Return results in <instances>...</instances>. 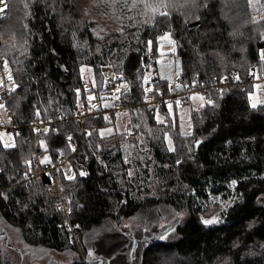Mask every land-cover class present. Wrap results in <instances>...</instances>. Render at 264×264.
<instances>
[{
    "label": "trees",
    "instance_id": "trees-1",
    "mask_svg": "<svg viewBox=\"0 0 264 264\" xmlns=\"http://www.w3.org/2000/svg\"><path fill=\"white\" fill-rule=\"evenodd\" d=\"M6 2V13L0 18V52L8 53L9 67L19 87L4 103L12 115L11 125L5 128L14 132L16 147L4 149L0 143V169H4L0 172V185L11 189L10 201L0 203V264H11L13 258L18 259L17 264H28L27 257L44 251L69 254L71 261L68 264H107L104 258L82 260L81 251L69 240L67 229H60L65 214L57 210L59 203L48 190L46 176L30 179L34 181L31 184L29 179H21L27 168L25 160H31V172L37 173L41 167L49 165L37 164L44 154L50 155L54 163L63 158L71 162L74 170L82 167L88 172L86 177L77 174L74 181L58 174V182L63 186L67 200H72L73 222L79 226V243L82 242V234L105 222L121 223L140 215L150 216L162 207L185 214L184 221L173 231L176 235L174 240L160 239L164 233L162 230L151 235L137 234L132 238L130 250L124 246L120 264H164L168 256L175 259L173 264H264V204L256 200L258 196H264V180L259 178L264 176V105L253 109L248 99L254 88L249 76L256 64L259 73L264 74V64L259 63L257 54V50L263 47L257 36L264 32V21L252 23L247 0H210L209 9L198 12L202 17L200 21L185 25L184 17L173 13L169 23L156 27L152 22H146L152 13L139 0L131 11H122L119 7L115 10L106 8L99 0ZM25 3H28V8L24 7ZM84 9L88 10V16L83 14ZM117 15L124 16V19L117 18ZM89 19H94L95 23L88 26ZM121 26L124 35L117 31ZM90 27L98 31L103 28L99 35L104 40L97 41ZM166 30H171L173 38L178 41L175 57L183 69L180 78L186 83L195 76L198 84H211L233 71L240 77L239 82L231 80L221 88L224 95L217 108L193 113L194 117L206 113L203 123L194 121L195 138L204 141L194 155L203 167L189 162L177 171L174 162L178 156L182 158L186 142L178 134V125L173 127L169 117L160 125L150 119L155 111H149L141 95L142 89L138 87L143 83V74L156 67L157 37ZM73 32L76 33L75 39ZM150 40L153 41L151 51L146 47ZM25 41L26 56L17 50ZM84 41L88 42L91 52L89 48L73 47ZM13 42L17 47L8 48ZM97 43L101 46L103 61L100 56L92 54ZM13 59L18 62L12 63ZM109 60L114 64L111 69L116 76L123 74L131 82L132 91L127 93L130 99L123 95L121 98L133 105L127 111L131 118L130 127L133 123L142 125L141 132L137 134L147 140V155L155 161V164L152 160L147 161L154 174L142 168L144 182L139 188L134 186L139 181L133 185H121L117 183L119 177L113 174L122 171L125 147L133 158L145 155L139 152L138 141L132 136L121 135L124 132L103 141L98 135L99 129L115 124L116 116L111 118L112 124L93 115L87 116L83 124L75 118L78 109L73 89L80 87L83 92L84 84L80 79V67H90L95 77L100 79L103 68L98 65ZM154 81L162 85L166 83ZM120 82L116 79V83ZM105 89L97 87V95ZM214 90L218 88L209 87L207 92ZM34 105L40 107L41 119L45 122V108L52 120L61 116L66 119L59 124V134L40 136L48 145L47 153L39 146L37 134L27 129L36 120ZM84 105L85 108L88 106L87 103ZM166 107L163 104L158 108L160 114H166ZM145 123L151 128L152 137H160L161 140L146 134L143 129ZM83 129L96 131L89 137L82 133ZM165 132L173 140L174 153L167 152V145L162 142ZM67 135H72L75 141L77 151L74 153L66 148ZM97 144L101 151L91 155ZM36 148L40 150L38 154ZM60 149L65 151L63 157L57 151ZM98 161H103L107 169ZM165 163L168 168L163 167ZM9 176L20 179V184L16 179L9 184ZM232 179L238 180L236 192L243 193V200H237L223 214L221 223L205 227L200 223L202 205L211 196L228 198L233 195L228 187ZM184 185L189 187L185 189ZM17 200L29 204V209L18 211L20 205L15 203ZM77 204L85 205V209H79L75 206ZM30 224L32 227H28ZM12 234L17 235L22 248L11 243ZM8 251L12 252L9 259ZM30 264L40 263L33 261Z\"/></svg>",
    "mask_w": 264,
    "mask_h": 264
},
{
    "label": "snow or ice",
    "instance_id": "snow-or-ice-1",
    "mask_svg": "<svg viewBox=\"0 0 264 264\" xmlns=\"http://www.w3.org/2000/svg\"><path fill=\"white\" fill-rule=\"evenodd\" d=\"M138 0H131V3H129V0H99V3H103L105 5L106 8H112L113 10L117 9V7H119L120 10H127V11H131L132 8L136 7ZM139 2L143 3V6L146 10H150L152 13V16L148 18V20H146V22H152V26L156 27L158 24H165V23H169L172 19L173 13L179 14L181 16L184 17V24L187 25L192 21H200L202 19L201 15L198 14L199 10L201 9H209L210 6V0H156V2L153 3H149L148 0H139ZM248 5L251 6L254 2V0H247ZM256 2L258 3V0H256ZM47 7V4L45 5ZM4 7H7V4H4ZM25 8H28L29 5L28 3H25L24 5ZM261 10L264 11V6H261ZM0 11H3V8H0ZM85 16H88V10L84 9V13ZM157 14L159 16V20H157ZM128 19L131 21L132 17H128ZM260 20H264V16L260 17ZM260 20L257 19L256 16L252 17V23L258 24L260 22ZM83 23V22H81ZM95 23L94 19H89L87 21V25L90 26L92 24ZM25 28H27V24L24 25ZM89 30L91 31L92 35L94 37H96L97 41H103L104 37L99 35V32L104 31L103 28H100L99 31L97 30V28L94 27H90ZM117 31L120 32L121 35H124V31H123V26H121L119 29H117ZM230 35H235V33H230ZM73 38L75 39L76 37V33L73 32L72 33ZM138 39V37H137ZM257 39L259 40H264V32H259ZM15 40V38L13 37V41ZM159 40L164 41L166 40L168 42V44L171 46L170 51L172 53V55L175 57L176 56V49L177 47H179L178 41L176 39L173 38V33L171 30H166L164 31L163 35H161L159 37ZM189 43H191V41H189ZM27 41H25L24 45H21L17 50L20 52V55H25L27 54V47H26ZM152 44L153 41H147L146 42V47L149 49V51L152 50ZM16 44L15 42H13L12 44L8 45V48H16ZM73 47H77L79 48H89V51L91 52V49L88 45L87 41H84L83 44H79L76 43L73 45ZM94 55H98L100 56L101 61H103V55H102V50H101V46L99 43H97L96 48H95V53H92ZM257 54H258V60L260 64H264V48H259L257 50ZM7 52H0V60L3 61V69L4 72L7 74V81H8V92L12 93L15 92L16 88L19 87V85L16 83V81L13 78L12 75V70L9 67V60L7 59ZM161 56H164V53L161 52ZM123 59V58H121ZM18 61L13 59L12 63H17ZM99 67H101V69L103 67H113L114 64L111 60H109L108 62H104L100 65H98ZM148 67H151L150 65H148ZM171 65H168V68L171 69ZM65 71H67V69H64ZM17 71H19V69H17ZM80 71V79H83V75L85 72L91 73L92 69L90 67L84 66L82 65L79 69ZM183 69L180 66V61L178 58H176L175 61V82L173 80V75L171 74V72L166 73L165 72V65L163 63L160 64V71H159V79L161 81H165V84H160L158 82H153L151 81V73H144L142 76V81L143 83L138 85V87H140L142 89V98L145 104H148V109L149 111H155L154 116H151L150 119H154L156 124L160 125V124H164L165 120L167 119V116H171L173 114L174 111V106L175 108H180L182 102L185 104H188V102L190 101L191 103L188 105V108L185 109L184 112H182L180 114V118H179V136L184 138L185 143V147H186V151L182 154V158L178 156V158L175 160V166L177 168V171H179V169L185 165L188 164L189 162L193 163V164H197V167H203V165L198 164V158L194 155V151L196 149H199V147L204 143L203 139H196L195 138V132H194V121L198 122V123H203V118L204 115H206V113H203L199 116L194 117L193 113H202V110H204L205 108H208L209 110H214L215 108H217L219 106V100L223 99V95H224V89H218V90H214V91H209L206 92L204 94L200 93V92H195L193 91L194 88L197 87V79L194 76L193 79L190 82H185L184 80H182L180 77L182 75ZM138 74H139V70H138ZM254 77H256L257 79L259 78L257 76V74L255 72L251 73ZM114 79H118L119 81H121L120 83H117L114 93L111 96V101H118L121 99V96L123 95L125 97V99H130V97L127 95V93L132 91V87H131V82L127 81L125 79V77L123 76V74H121L118 77L114 76ZM235 80H239L240 77L239 75H236L234 77ZM225 80H227V77H221L220 79V83H223ZM91 84V88H96L97 85V81L96 79L93 77L88 81H85L83 84V91L88 92L89 94L87 95V102H88V106L85 108V105L83 103L80 102V96H81V88L77 87L75 89H73V91L75 92V96H76V107L77 109H85L87 112H92L94 109L99 111L100 105L99 104H93L92 101L97 99V97L95 95L92 94L91 89L88 87V85ZM101 84H103L104 86H107L108 84V80L106 78L103 77V75H101ZM148 87H145V85H150ZM5 87V82L3 78H0V89ZM200 87H203V85H200ZM257 88H260V85H256ZM161 89H163V91H161ZM185 89H188V95L184 96V97H179L174 99L172 102H168V101H163L161 100V103L166 104L167 106V114L165 118H162L160 113H159V109L156 108L155 105H151L149 104V100L150 99H156L158 96L162 97L164 96L166 93H179V92H183ZM123 90V91H122ZM149 93H151V97L148 95ZM218 93V95L216 94ZM249 102L251 105V108L256 109L258 107L259 103H262L258 100L257 97L253 96L252 94H249ZM99 101L103 104V108L108 109L110 107H116L115 104L110 103L108 100L105 99V97L103 95L99 96ZM0 109H5V104L4 103H0ZM34 109V115L35 118L37 120H40V122L43 124L45 123V119H41L42 113H41V109L39 106L34 105L33 106ZM79 115H84V112H79ZM116 118L119 119V117L121 115L127 116L128 112H124V113H120V112H116ZM143 114H141L142 116ZM44 116L47 119V123H48V127H44L43 129L40 128H36L33 127L32 128V132L37 134V140H38V144L39 146L43 149L44 153L48 152V145L45 142L44 139H40V136L43 135L45 137H49L53 132H56L57 134H59V129L58 128H52L50 127L52 124V119L48 117V113H47V109H44ZM187 116V120H185V117ZM103 120L107 123V124H112L113 121L112 119L109 117V115L104 114L103 115ZM57 119L63 120V117H57ZM9 122H11V120H9ZM129 122H131V118L129 117ZM172 126L176 127V123L175 121H172ZM115 129V131H114ZM142 129V125L139 123H133L131 128H127L125 127L124 133H121V135H127V136H132L135 140L138 141L139 144V152L141 153H145V155H137L135 158L132 157V154L129 153L127 151V147H125L124 150V156H123V161H122V171L121 172H116L113 173L114 175L118 176L119 179L117 181V183L123 185V184H129V185H133L135 181H139V183H136L134 186H136L137 188L140 187L141 184H143L144 182V176H143V169H147V171L149 173H153V169L151 167H149L147 161L148 160H152V157L147 155L148 149L146 147L147 145V140L144 138L143 135H138L137 133L141 132ZM143 129L146 132V134L149 137H152V131L151 128H149L147 126V124L145 123L143 125ZM135 130V131H134ZM96 130H91V131H87L85 134L89 137H91L93 135V132ZM213 131H215V129H213ZM120 129H119V125L118 124H113L112 127H104L98 130V135L101 139V141L105 140L107 137H114L116 133H119ZM16 136L19 135V133H15ZM153 139H157V140H161L160 137H152ZM66 148L70 149L71 152H76V146L72 143L73 141V136L72 135H67L66 136ZM162 142L166 143L167 147H166V151L170 152V153H174L176 152V148L174 147L173 144V140L170 137L169 133L165 132L163 137H162ZM0 143H2L3 148L4 149H12L15 148V141L13 138L12 134H8L5 132H0ZM228 144H231V141H228ZM89 147H92V145H89ZM59 153L60 157H63L65 155V151L60 149L57 150ZM101 151V146L99 144L95 145V150L91 153V155H97V153H99ZM147 157V159H146ZM99 163H101L103 165V167L105 169H107V165L103 164V161H98ZM31 160H25L24 164L27 166L26 171L23 174V177L21 179L24 180H28V174L29 172L33 171L32 167H31ZM53 160L51 158L50 155L44 154L42 156V158L39 160V164L40 165H44V164H53ZM152 163L155 164V161L152 160ZM128 166V167H123V166ZM142 166V167H141ZM164 168H168L169 165L167 163H165L163 165ZM56 173L59 174L62 178L67 179L69 181H74L77 177V174L79 175V177H86L88 176V172L83 170V168L81 167L78 170H74L73 165L71 164V162H69L68 168L66 170L60 169V168H56L55 169ZM0 172H4V169H0ZM154 174V173H153ZM48 175H52V173H48ZM261 180H264V176L259 177ZM13 179H16V177H12L9 176L8 177V181L9 184H11V181ZM177 179H179L177 177ZM16 183L20 184V179H16ZM28 183H34V181L28 180ZM53 183H55V179L53 178ZM237 185H238V180L237 179H232L229 182L228 187L232 190L233 195L230 196V198L228 200H220L219 197H213L212 200L213 202H219L220 204V211L222 213H227L228 209L233 207V205L236 203L237 200H243V193H237L236 189H237ZM24 185L21 184V187H23ZM189 186L188 185H184V188L187 189ZM175 190V189H174ZM61 192L64 191L63 186L60 189ZM155 193H153L154 195ZM193 195H196L194 192L192 193ZM11 198V189H5L3 188L2 185H0V203H8L10 201ZM257 203H262L264 204V196H258L256 198ZM16 204L20 205L18 211H27L29 209V204L24 203L22 204L19 200H17L15 202ZM67 204L69 205L68 211L69 213H71L72 211V200L68 199L67 200ZM76 207H78L81 210L85 209V205L83 204H77L75 205ZM207 207V205L205 206ZM57 210L59 211H63V208L60 205H57ZM183 217V213L182 212H178V213H174V218H182ZM222 222V217L220 215V213H217L214 216H211L210 218H204L203 216L200 217V223L202 225H204L205 227L211 226V225H215L218 223ZM163 227V225H161ZM28 227H32V225H28ZM77 227H79L77 225ZM249 227H251V225H249ZM122 228H130V225L127 223H124L122 225ZM144 230L148 231V227L147 225L144 226ZM171 230V229H169ZM69 232H71V229H69ZM160 239H166V237L162 234L160 236ZM69 240L71 241V237L69 236ZM146 243V242H145ZM237 246L234 244V247ZM264 247V246H262ZM254 254V253H253ZM88 257H93V252L91 250H89L87 252Z\"/></svg>",
    "mask_w": 264,
    "mask_h": 264
},
{
    "label": "rangeland",
    "instance_id": "rangeland-1",
    "mask_svg": "<svg viewBox=\"0 0 264 264\" xmlns=\"http://www.w3.org/2000/svg\"><path fill=\"white\" fill-rule=\"evenodd\" d=\"M7 4L6 0H0V8H3V11H0V18L4 16V14L6 13L7 7H4V4ZM261 6H264V0H258V3L256 2V0H254L253 4L251 6L247 5L248 8V12L251 16V19L253 16H256L258 20H260L261 16H264V11L261 10ZM117 18L119 19H124V16H118ZM114 18V19H117ZM261 21L264 20H260L259 23H261ZM264 23V22H263ZM159 37H157V51H158V57L157 60H155L156 62V67L150 71L151 73V81L155 82L154 80L156 79L157 81H159V71H160V64L163 63L165 65V72L169 73L171 72V74L173 75V79L175 77V61H176V57H174L170 51L171 46L168 44V42L166 40L161 41L159 40ZM263 43V47L264 48V40H261ZM161 52L164 53V56H161ZM168 65H171V69L168 68ZM11 69V68H10ZM101 75H103L104 78H106L108 80V84L107 86H104L103 84L101 85V76L100 79H98L97 77H95V75L93 74V70L91 73L85 72L83 75V81H88L91 78H97V87H99L100 89L104 87L108 88L105 90H100L99 95H97L98 93H96V88H91V84L88 85V87L91 89V92L93 95H95L97 97V99L93 100L92 103L93 104H99L101 110H107L105 108H103V104L99 101V96L103 95L105 97L106 100H108L110 103L112 104H117L119 102L118 101H111V96L114 93L115 87L117 85L116 83V79H114V76H116V74L113 72V70L111 69V67H103L102 73ZM0 78L4 79L5 82V87L6 89H8V81H7V74L4 72V69L0 67ZM161 81V80H160ZM151 86L150 85H145V87ZM256 87V86H255ZM1 90L0 89V98H1ZM123 91V90H122ZM255 92H259V97L261 98V102L264 104V93L262 92L261 86L260 88L255 89ZM83 93V95H82ZM89 93L88 92H81V96H80V102L85 104L87 102V95ZM173 101V100H172ZM171 101V102H172ZM0 103L1 100H0ZM191 102L189 101L188 104H182L180 108H175L174 106V111L173 114L171 116H167L169 117V119L171 121H175V123L178 125L179 124V118H180V114L182 112L185 111V109L188 108V105ZM113 107H110L108 109H111ZM165 113L167 114V107L164 108ZM160 113V110H159ZM165 115H163L162 113L160 114L162 118H165ZM9 120H11V122H9ZM185 120H187V116L185 117ZM12 123V118L9 115V112L7 111V108L5 107V109H0V132H5L8 134H12L14 141L15 140V136H14V132H8L6 130V126L11 125ZM115 124L119 125V129L120 132H124L125 127L127 128H131V123L129 122V116H124L121 115L119 117V119L116 118V122ZM4 126V127H1ZM113 126V125H112ZM109 126V127H112ZM115 131V129H114ZM16 143V142H15ZM136 154V153H135ZM134 154V155H135ZM133 155V156H134ZM136 156V155H135ZM42 158V157H41ZM40 158V159H41ZM69 162H65L62 165V169L66 170L68 168ZM214 196H211L210 199L205 202L202 205L203 208V212L200 214V217L203 216L204 218H210L211 216L216 215L217 213H220L221 217L223 218V214L220 211V204L219 202H213L212 198ZM215 197H219L220 200H228L230 198V196L228 198H224L223 196L219 195V196H215ZM207 205V207H205ZM72 223H73V229L71 230V232H69V229L62 227V229H67V231L69 232V235L71 237V241L74 245H76L77 249L81 251V259L84 260L86 262L88 255L85 253V250L83 249V246H86L85 249H87V252L89 250H91L93 253V257H89V259L91 260H96L98 258H104L107 261V264H120L121 258H120V254L123 256L122 254V250L124 248V246H127L128 249L130 250V247L133 245L132 244V238L135 237L137 234H143V233H148L149 235H151L152 233H156L159 231H163L164 233H162L165 237L166 240H174L176 238L174 229L177 225H179L180 223H182L185 219V214L183 213V217L182 218H174V213H178V211H175L171 208H166V207H162L160 209H158L156 212H154L152 215L150 216H145V215H140L138 217L135 218H131V219H127L121 223H115V222H105L104 224H102V226L93 229L92 231L86 233V234H82V239H81V243L79 240V233L77 231V224L73 222V205H72ZM65 222V221H64ZM124 223H127L130 225V228H122V225ZM147 225L148 227V231L144 230V226ZM163 225V227L161 226ZM216 225V224H215ZM61 229V228H60ZM171 229V230H169ZM161 234V235H162ZM74 235V236H73ZM76 235V236H75ZM86 239V241L84 242L83 240ZM10 241L11 243L15 246H19L22 248L21 242H19L20 240L18 239L17 235L12 234L10 237ZM19 243V244H18ZM45 253H40V254H32L30 257H27V261L29 260L30 262H39L40 264H68L71 261V258L69 256V254H59L53 251H44ZM7 253V252H6ZM12 252L8 251L7 253V257L8 259L11 258ZM167 257V256H165ZM126 259V258H125ZM124 259V261H125ZM140 259V258H139ZM174 258H170L168 256V258H165L163 263L164 264H173L174 263ZM18 259H11V264H17ZM87 264H90L88 262H86Z\"/></svg>",
    "mask_w": 264,
    "mask_h": 264
},
{
    "label": "built area",
    "instance_id": "built-area-1",
    "mask_svg": "<svg viewBox=\"0 0 264 264\" xmlns=\"http://www.w3.org/2000/svg\"><path fill=\"white\" fill-rule=\"evenodd\" d=\"M0 67L3 68V61L0 62ZM253 72H255L259 78L257 79L256 77H254L251 74L249 76V81L252 82V84L254 86H256V85H264V74H260L259 73L257 64L255 65ZM236 75H238L237 72L233 71L229 75L222 76V77H227V80H225L223 83H220V79L221 78L219 79V81L216 80L214 83H211V84H198L197 83V87L194 88L193 91L200 92V93L204 94V93L207 92V89L209 87L216 86L218 89H221L224 85L228 84L231 80H233L234 82H239V80H235L234 79V77ZM173 80L175 82V77H174ZM200 85H203V87H200ZM161 91H163V89H161ZM1 94L2 95H1L0 100H1L2 103H5L11 93L8 92V89L2 88ZM188 94H189L188 93V89H185L183 92H179V93H166L162 97L158 96L156 99H150L148 103L151 104V105H155L156 108L158 109L164 104V103H161V100L171 102L172 100H174L176 98L184 97V96H187ZM148 95L151 97L152 94L149 93ZM182 104H185V103L182 102ZM146 105L148 106V104H146ZM132 108H133V105L129 101L124 100V99L121 98L119 100V102L116 104V107H113L111 109H107V110L99 109V111L94 109L90 113L87 112L84 109H78L75 118L77 119V121L80 124H83L85 118L87 116H90V115L97 116V117H103L104 114H107V115H109L110 118H113V115H115L116 112L124 113V112H127V111L131 110ZM79 112H84V115H79L78 114ZM9 115L12 118V115L10 113H9ZM64 121H66L65 118H63V120H60V119L59 120L58 119L57 120H52V124H51L50 127L59 129L60 122L62 123ZM48 126L49 125H48L47 122L42 124L40 122V120L36 119L32 124H30L27 127V129L31 133H33L31 131L33 127L43 129L44 127H48ZM86 132L87 131L85 129H83L82 133L85 134ZM53 133L57 135L56 132H53ZM72 143L76 146L74 140L72 141ZM35 151L38 154L40 150L38 148H36ZM39 160L37 162L38 165H39ZM65 162H66L65 159L60 158L57 163H53V164H49V165H47L45 167H41L37 173L36 172L29 173L28 179L30 180V179H34V178L41 177V176H46L47 177V179H48V190H49V192L52 195H55L57 197L58 203L63 208V212L65 214V222H64L63 225H60L59 227L60 228L65 227L67 229H71L72 230L73 226H74L73 223H72V213H69V211H68L69 205L67 204V198H66V196L64 194V191L63 192L60 191L62 185L58 182V174L55 171V169L57 167L62 169V165ZM48 173H52V175L50 176V175H48ZM53 178L55 179V183H53Z\"/></svg>",
    "mask_w": 264,
    "mask_h": 264
},
{
    "label": "crops",
    "instance_id": "crops-1",
    "mask_svg": "<svg viewBox=\"0 0 264 264\" xmlns=\"http://www.w3.org/2000/svg\"><path fill=\"white\" fill-rule=\"evenodd\" d=\"M260 86H261L262 92L264 93V85H260ZM255 89H256V87L254 86L253 91L250 94H252L253 96L257 97L258 100L261 102V98L259 97V92H255ZM260 105H264V104L263 103H259L258 106H260Z\"/></svg>",
    "mask_w": 264,
    "mask_h": 264
},
{
    "label": "bare ground",
    "instance_id": "bare-ground-1",
    "mask_svg": "<svg viewBox=\"0 0 264 264\" xmlns=\"http://www.w3.org/2000/svg\"><path fill=\"white\" fill-rule=\"evenodd\" d=\"M7 101V100H6ZM74 236V235H73ZM76 236V235H75Z\"/></svg>",
    "mask_w": 264,
    "mask_h": 264
},
{
    "label": "water",
    "instance_id": "water-1",
    "mask_svg": "<svg viewBox=\"0 0 264 264\" xmlns=\"http://www.w3.org/2000/svg\"><path fill=\"white\" fill-rule=\"evenodd\" d=\"M101 263H103V261Z\"/></svg>",
    "mask_w": 264,
    "mask_h": 264
}]
</instances>
